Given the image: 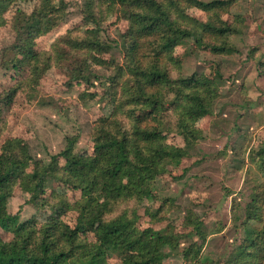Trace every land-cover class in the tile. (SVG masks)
I'll return each mask as SVG.
<instances>
[{
	"label": "trees",
	"instance_id": "trees-1",
	"mask_svg": "<svg viewBox=\"0 0 264 264\" xmlns=\"http://www.w3.org/2000/svg\"><path fill=\"white\" fill-rule=\"evenodd\" d=\"M39 1L37 8L34 0H0V27L10 18L17 35L12 48L18 57L13 68L29 66L37 82L54 59L53 54L39 51L37 39L48 34L57 24L54 19L64 14L59 9L45 12L54 0ZM232 3L87 0L85 12L94 27L87 28L85 35L74 37L76 40L66 41L73 52L83 56L82 61L77 60L71 78L77 83L87 80L88 52L102 46L97 29L114 6L128 22L124 65L116 69L122 77L121 94L110 117L100 120L93 129L95 157L89 161L67 158L74 138H68L66 148L52 156L53 160L67 161L60 171H52L44 161L35 159L23 139L4 142L0 153V228L13 234L14 239L5 241L0 236V264H107L110 254L116 255L122 264H164V248L176 249L182 238L190 236L194 237L193 242L182 251L185 264H264L261 194L254 199L258 207L250 223H242L248 243L230 263L202 259L209 233L205 221L194 211L185 219V233L174 228L140 229L134 213L112 216L119 205L140 194L151 199L152 191L148 188L168 174L166 163H180L189 155L185 148L167 142L168 129L162 117L165 110H174L176 130L187 146L199 140L198 121L213 114L217 88L208 77H173V68L180 64L174 52L191 36L195 43L206 45L214 54L235 52L230 39L237 32L236 25L222 16ZM24 4L28 7L24 8ZM193 8L208 14L207 21L199 20L200 31L175 19L187 16ZM55 51L58 59L63 60L59 49ZM117 74L115 77L119 78ZM16 94L14 88L7 92L0 99V108L11 104ZM192 102L197 103L195 110L189 106ZM73 169L84 173L79 183L68 172ZM50 178L56 180L58 189L48 190ZM17 184L31 195L29 202L40 217L20 222L19 215L8 212L7 201ZM67 191L78 193V198L71 201ZM69 212H75L73 224L65 219ZM147 214L154 217L149 210Z\"/></svg>",
	"mask_w": 264,
	"mask_h": 264
},
{
	"label": "rangeland",
	"instance_id": "rangeland-1",
	"mask_svg": "<svg viewBox=\"0 0 264 264\" xmlns=\"http://www.w3.org/2000/svg\"><path fill=\"white\" fill-rule=\"evenodd\" d=\"M232 1L222 16L236 25L237 32L230 39L235 52L214 54L206 45L195 43L193 36L174 52L180 64L173 68V77H208L217 88L213 114L198 121L199 140L187 146L176 130L174 110H165L162 117L168 129L167 142L185 148L188 157L180 163H166L168 174L148 188L151 199L140 194L119 205L112 215L134 213L140 229L174 228L185 233V219L194 211L205 221L209 233L202 259L221 263L234 261L248 243L242 223H250L258 207L254 199L259 194L264 196V0ZM34 2L38 8L40 1ZM86 4L87 0H54L46 8V13L59 9L64 14L54 19L57 24L48 34L37 39L39 51L54 56L38 82L29 66L13 68L18 57L12 48L17 35L10 18L0 27V99L17 89L13 102L0 108V153L6 140L20 138L27 142L35 159L44 161L52 171H60L67 161L53 160L52 156L66 148L68 138H74L68 159L89 161L95 157L93 129L100 120L110 117L121 94L122 77L116 69L124 65L128 22L114 6L105 14L97 29L102 46L88 52L87 80L77 83L71 77L83 56L73 52L66 41L76 40L74 37L94 27L89 24ZM103 9L107 12L106 5ZM175 19L200 31L199 20L207 21L208 14L193 8L187 16ZM58 49L63 60L58 59ZM189 106L195 110L197 103ZM68 172L77 182L84 177L79 170ZM54 189H58V183L50 178L48 190ZM67 194L71 201L79 196L72 191ZM30 199L31 195L17 184L7 201L8 212L19 215L20 222L40 217ZM74 216L75 212H69L65 219L73 224ZM0 236L5 241L14 239L1 228ZM193 239L182 238L176 249L165 247L164 264H185L182 251ZM107 264L122 262L110 254Z\"/></svg>",
	"mask_w": 264,
	"mask_h": 264
}]
</instances>
